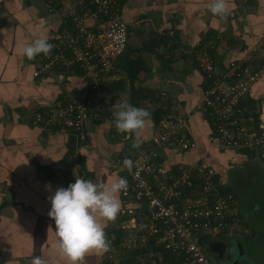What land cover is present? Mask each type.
Wrapping results in <instances>:
<instances>
[{
	"label": "crops",
	"instance_id": "obj_1",
	"mask_svg": "<svg viewBox=\"0 0 264 264\" xmlns=\"http://www.w3.org/2000/svg\"><path fill=\"white\" fill-rule=\"evenodd\" d=\"M120 3L119 14L128 29L126 47L103 84L106 117L86 122L82 142L70 132L32 124L33 115L63 92L52 77L33 75L35 58L21 55V47L38 36H46L52 44L63 21L61 13L49 12L37 0H0V264H31L35 255L47 264H69L56 247L54 220L48 216L50 196L76 177L105 184L122 177L110 159L118 155L137 161L151 147L158 127L151 118L139 147L134 134L127 133L125 139L114 123L121 100L163 114L162 118L189 114L186 133L195 147L180 151L164 146L158 151L160 161L167 167L203 164L234 194L238 215L251 233L247 238L223 239L257 247L264 237L253 220L258 207L251 208L256 204L250 203L247 210H240L235 192L243 184L242 173L254 177L262 173L264 178V160L244 150L220 148L199 109L204 77L194 60L210 39H215L211 52L216 73L244 57L264 34V0H226L228 12L223 18L210 11V0ZM132 73L137 74L134 81ZM65 82L76 94L86 89L80 72L67 74ZM138 89L142 94L134 97ZM250 96L256 100L264 96V77L253 83ZM102 254L88 252L76 264H101ZM261 257L264 260V252Z\"/></svg>",
	"mask_w": 264,
	"mask_h": 264
},
{
	"label": "built area",
	"instance_id": "obj_2",
	"mask_svg": "<svg viewBox=\"0 0 264 264\" xmlns=\"http://www.w3.org/2000/svg\"><path fill=\"white\" fill-rule=\"evenodd\" d=\"M37 1L49 12L61 13L63 21L51 51L35 57L33 75L52 77L63 93L36 112L32 124L70 132L84 142L86 122L106 117L103 84L126 47L128 29L119 14L121 0ZM214 41L210 39L194 56L204 77L199 109L220 148L249 150L264 159V96L255 102L257 121L251 111L246 114L252 85L264 77V34L222 73L215 72L210 54ZM76 70L86 81L80 94L67 89L65 82L66 75ZM189 117L160 119L151 147L137 161L118 155L110 159L128 187L120 193V212L108 225L110 247L101 264H212L204 242L251 233L238 215L234 194L216 181L210 169L200 163L167 167L160 161L158 151L164 146L180 151L195 147L186 133ZM125 158L133 161L130 169L123 165Z\"/></svg>",
	"mask_w": 264,
	"mask_h": 264
},
{
	"label": "clouds",
	"instance_id": "obj_3",
	"mask_svg": "<svg viewBox=\"0 0 264 264\" xmlns=\"http://www.w3.org/2000/svg\"><path fill=\"white\" fill-rule=\"evenodd\" d=\"M209 8L222 18L228 12L226 0H210ZM52 48L46 36H38L22 45L21 55L31 60L41 53L47 55ZM117 109L115 127L122 133L134 134L135 146L139 147L143 143L141 132L151 125L149 110L136 107L128 100H121ZM123 165L130 169L133 161L125 158ZM127 187L124 177H117L108 184L76 177L66 188L55 189L49 198L48 216L54 220L56 247L69 264H76L88 252L108 251L110 241L105 233L106 222L116 219L121 210L119 195ZM31 264H47V261L35 255Z\"/></svg>",
	"mask_w": 264,
	"mask_h": 264
},
{
	"label": "rangeland",
	"instance_id": "obj_4",
	"mask_svg": "<svg viewBox=\"0 0 264 264\" xmlns=\"http://www.w3.org/2000/svg\"><path fill=\"white\" fill-rule=\"evenodd\" d=\"M254 109H257V103L254 104ZM257 157V156H256ZM259 158V157H257ZM243 176V184L238 186L235 192L238 195V199L240 201V210H247V206L251 204H256L251 208H256L254 217V221L257 223V232L261 231L262 236H264V178L262 173L257 175L256 177L250 176L247 173H242ZM216 181L220 182L223 186L224 184L220 181L221 179L217 176H214ZM238 177V176H237ZM225 187V186H224ZM227 190V188L225 187ZM108 227V224L107 226ZM227 238L222 239V241H218L217 244L213 247V249L205 251V254L209 257V260L212 264H253L254 262L257 264H264L263 257L261 254L264 252V237L260 240L259 246L257 247H249L244 242L241 243L242 248L237 247L234 243ZM263 247V248H262ZM227 249V250H226ZM245 256V258H244ZM218 258L222 259L220 261ZM248 258L252 259L247 260ZM263 260V261H262Z\"/></svg>",
	"mask_w": 264,
	"mask_h": 264
},
{
	"label": "trees",
	"instance_id": "obj_5",
	"mask_svg": "<svg viewBox=\"0 0 264 264\" xmlns=\"http://www.w3.org/2000/svg\"><path fill=\"white\" fill-rule=\"evenodd\" d=\"M121 5V3L119 2V6ZM210 54H211V57H212V52H211V50H210ZM138 71V69H136V72ZM76 72H78L79 73V71H77L76 70ZM129 77H130V79H131V81H134V79H136L137 78V74H135V73H132V74H130L129 75ZM141 89H138V90H135L133 93H132V95L135 97H137V94L140 92V95L142 94L141 93ZM255 102H256V99H253L251 96L248 98V104H247V109H246V114H247V112L248 111H251L252 112V114L254 115V117H255V122L257 121V114L256 113H254L255 111H254V104H255ZM150 114H151V118L153 119V121L155 122V123H158L159 121H160V119L162 118V115L163 114H157V115H155V112H150ZM244 152H246V153H248V154H252V153H254L253 151H249V150H244ZM260 159H262V158H260ZM264 160V159H263ZM229 190V189H228ZM230 191V190H229ZM109 232V227H106V229H105V233L107 234ZM247 236H250V235H247ZM247 236H246V238H247ZM222 237V236H221ZM221 237H217V239L218 238H221ZM227 237H230V236H227ZM232 238H234V237H232ZM236 239H238V238H236ZM245 240V239H244ZM242 241V240H241ZM241 241H233L234 243H235V245L237 246H240L241 248L243 247L242 245H241ZM234 243H233V245H234ZM205 250V249H204ZM206 256H207V254H206ZM208 257V256H207ZM209 258V257H208ZM220 261H222V259H219Z\"/></svg>",
	"mask_w": 264,
	"mask_h": 264
},
{
	"label": "flooded vegetation",
	"instance_id": "obj_6",
	"mask_svg": "<svg viewBox=\"0 0 264 264\" xmlns=\"http://www.w3.org/2000/svg\"><path fill=\"white\" fill-rule=\"evenodd\" d=\"M222 239H223V238L221 237V238L215 239L214 241H217V242H218V241H222ZM216 244H217V243H216ZM216 244H215V245H216ZM215 245H214V246H215ZM204 249H205V251L211 250V248H209L207 244L204 245ZM226 250H227V249H226ZM218 259H220V258H218Z\"/></svg>",
	"mask_w": 264,
	"mask_h": 264
},
{
	"label": "water",
	"instance_id": "obj_7",
	"mask_svg": "<svg viewBox=\"0 0 264 264\" xmlns=\"http://www.w3.org/2000/svg\"><path fill=\"white\" fill-rule=\"evenodd\" d=\"M217 243V241H212V242H210L209 244H208V247L209 248H211V249H213V247H214V245ZM237 247H239L238 245H237Z\"/></svg>",
	"mask_w": 264,
	"mask_h": 264
}]
</instances>
